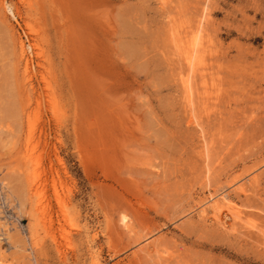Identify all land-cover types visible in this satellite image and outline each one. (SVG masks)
<instances>
[{
    "label": "rangeland",
    "instance_id": "rangeland-1",
    "mask_svg": "<svg viewBox=\"0 0 264 264\" xmlns=\"http://www.w3.org/2000/svg\"><path fill=\"white\" fill-rule=\"evenodd\" d=\"M0 180V264H264V0H0Z\"/></svg>",
    "mask_w": 264,
    "mask_h": 264
},
{
    "label": "bare ground",
    "instance_id": "bare-ground-1",
    "mask_svg": "<svg viewBox=\"0 0 264 264\" xmlns=\"http://www.w3.org/2000/svg\"><path fill=\"white\" fill-rule=\"evenodd\" d=\"M166 1V0H165ZM31 6V5H30ZM205 9V8H204ZM204 13V12H203ZM203 15H205V13L203 14ZM203 20H205V19H203V18H201V20L199 21V23L197 24V27H196V32H195V34L194 35H192L191 37H189V36H186V38H185V47H184V52H183V55H184V60H185V62H186V65H187V68H188V71H186V74H184L185 76L184 77H182V82H183V85H184V88H185V92H186V97L184 96V90H183V96H184V99L186 98L187 99V105H188V107L190 108V112L192 113V119H193V122H195L196 123V125L197 126H201L200 125V121L198 120V118H197V116L199 115V112L201 111H199V112H195V113H198V115L197 116H195V113H194V107L196 106H198L196 103H194L195 102V100L193 99V96H195L196 97V95H199V91H198V87H196L195 86V83L197 84V81L195 80L194 82H193V78H195V76L198 74V72H199V70L201 71V70H205V68H204V59H205V57H207V56H204L205 55V52H206V46H205V42L203 41V24H202V22H203ZM175 26V25H174ZM29 29V28H28ZM206 30V29H205ZM33 31H34V29H33ZM203 33V34H202ZM175 35H176V33H175ZM205 35V34H204ZM177 36V35H176ZM175 36V37H176ZM177 38V37H176ZM207 39V38H206ZM21 40V39H20ZM179 40V39H178ZM18 42H20L21 43V45H20V49H21V54L23 55V59H24V66L23 67H25V72L27 73V75H30V73L31 72H29V69H30V64H31V58L29 57V56H26V48H25V42L24 43H22L21 41H18ZM32 42V41H31ZM208 42V41H207ZM35 44V43H34ZM34 47V45H30V47ZM36 47V46H35ZM34 47V48H35ZM37 49V48H36ZM28 53V52H27ZM179 53V52H178ZM182 53V52H181ZM180 58H183V57H180ZM21 61H22V59H21ZM205 62H206V59H205ZM23 63V62H22ZM33 65V64H32ZM206 65V64H205ZM207 66V65H206ZM205 66V67H206ZM207 68V67H206ZM206 70H208V69H206ZM24 71V70H23ZM24 72V73H25ZM182 74V73H181ZM34 75V74H33ZM32 76V75H31ZM198 76V75H197ZM206 75H204L203 73H201L200 72V76L198 77V78H201V82L200 83H202V85H203V89L205 90L204 91V94H206L204 97H202V99L204 100V103H207V101L210 99V97H209V94H208V87H207V81L206 80H203L204 79V77H205ZM208 76V75H207ZM211 76V75H210ZM27 78V77H26ZM29 78V77H28ZM208 78V77H207ZM31 81V80H30ZM32 83V82H31ZM210 84V83H209ZM201 87V86H200ZM199 90H201L200 88H199ZM197 94H196V93ZM210 92V91H209ZM201 95V94H200ZM199 95V96H200ZM194 97V98H195ZM198 99H199V97H198ZM202 99H201V101H202ZM200 101V102H201ZM206 101V102H205ZM185 103V102H184ZM202 103H203V101H202ZM211 103V102H210ZM194 104H195V106H194ZM186 105V104H185ZM202 105H204V104H202ZM206 105V104H205ZM207 106V105H206ZM210 106V105H209ZM208 106V107H209ZM186 107V106H185ZM198 107H200V105L198 106ZM205 107V106H204ZM187 108V107H186ZM204 109H206V108H204ZM207 109H209V108H207ZM203 110V109H202ZM206 111V110H205ZM210 112V111H209ZM206 113H207V111H206ZM211 113V112H210ZM205 114V113H204ZM212 114V113H211ZM206 116L208 115V114H205ZM189 116V115H188ZM199 118H200V120H202L201 119V117L200 116H198ZM208 119V118H207ZM200 128H202V127H200ZM205 134V133H204ZM201 135H202V133H201ZM28 140H29V138H27ZM203 142V141H202ZM29 143V142H28ZM202 147H204V149H203V151L205 150H208V145H207V142L204 140V142H203V146ZM210 151V150H209ZM208 152V151H207ZM204 153V152H203ZM206 153V152H205ZM210 153V152H209ZM208 156H207V154H206V157L204 156V159H206ZM206 166H207V164L209 165V161L206 159ZM205 171V170H204ZM209 167H208V169H207V171H205L207 174H209ZM204 172V173H205ZM211 174V173H210ZM38 175V174H37ZM206 176V175H205ZM254 176V175H253ZM208 177V176H207ZM247 177V176H246ZM206 178V177H205ZM209 178V177H208ZM236 178H238V177H236ZM254 178H255V176H254ZM251 179V178H250ZM256 179V178H255ZM207 180V179H206ZM257 180V182H258V179H256ZM255 180V181H256ZM1 181V180H0ZM33 181L34 182H36L34 179H33ZM240 181H242L241 179H239V180H236V181H234V183H233V185H237L235 188H236V190H238V191H240L241 193H245V194H247L246 192H247V187H246V184H245V182L244 183H242V184H239V182ZM251 181V180H250ZM254 181V182H255ZM257 182H255L256 184H257ZM1 183V182H0ZM38 183V182H37ZM250 183H252V182H250ZM34 186V185H33ZM31 187V191L33 192L35 189H34V187ZM229 186H231V185H229ZM30 189V188H29ZM230 190V189H229ZM34 193V192H33ZM232 194V193H231ZM240 194V193H239ZM231 196H233V195H231ZM230 196V194L228 193V192H226V191H223V190H218L217 189V191H215L214 193H212L208 198H206V199H204V200H202L200 203H199V210H200V214H201V216H203V217H207V216H210L211 215V217L213 218V220H215L217 223H219V224H224V221L222 220V212H221V208L222 207H227L228 209H229V206H230V204H231V197ZM223 209V208H222ZM226 211H228V210H226ZM225 215V214H224ZM224 217V216H223ZM18 218H19V216H18ZM45 221V220H44ZM30 229V228H29ZM27 235H28V233H27ZM148 235V234H147ZM154 235V234H153ZM152 235V236H153ZM151 236V237H152ZM149 237V236H148ZM156 237V236H155ZM158 237H160V236H158ZM150 238V237H149ZM149 238H147V239H149ZM28 239V238H27ZM150 240V239H149ZM146 241V240H145ZM154 241V240H153ZM148 243V242H147ZM152 243V242H151ZM139 245H141V244H139ZM159 245H161V243H159ZM148 248V247H147ZM154 248V247H153ZM152 248V249H153ZM158 248V247H157ZM148 249H150V248H148ZM151 249V251L153 252V250ZM142 251V250H141ZM144 251V250H143ZM158 253V252H157ZM154 254V253H153ZM162 255V254H161ZM159 256V255H158ZM154 257V256H153ZM152 259H156L155 257L154 258H152ZM8 260V259H7ZM156 260H158V259H156ZM159 261V260H158ZM156 263H157V261H156Z\"/></svg>",
    "mask_w": 264,
    "mask_h": 264
}]
</instances>
